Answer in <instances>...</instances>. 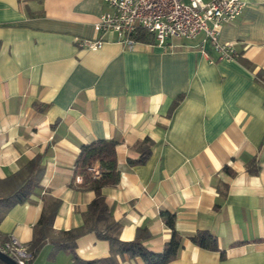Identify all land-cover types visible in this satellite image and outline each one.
<instances>
[{
    "label": "crops",
    "instance_id": "crops-1",
    "mask_svg": "<svg viewBox=\"0 0 264 264\" xmlns=\"http://www.w3.org/2000/svg\"><path fill=\"white\" fill-rule=\"evenodd\" d=\"M240 1L241 14L218 35L240 54L229 61L209 43L201 48L200 37L127 49L95 28L104 0H0V180L37 155L43 168L30 199L0 219V241L14 235L28 246L49 198L61 202L52 237L80 227L95 194L79 188L75 161L82 145L105 139L117 143L120 180L102 195L120 241L145 227L144 246L161 252L168 211L182 237L168 264H264V0ZM85 40L103 42L90 49ZM144 139L149 156L135 163ZM252 158L256 176L245 170ZM199 231L216 237L219 252L190 242ZM108 257L109 243L90 233L76 239L74 255L46 241L31 263ZM115 261L144 264L127 254Z\"/></svg>",
    "mask_w": 264,
    "mask_h": 264
},
{
    "label": "trees",
    "instance_id": "trees-1",
    "mask_svg": "<svg viewBox=\"0 0 264 264\" xmlns=\"http://www.w3.org/2000/svg\"><path fill=\"white\" fill-rule=\"evenodd\" d=\"M133 39L141 43L154 42L153 36L143 30H137ZM141 144L147 145V148L140 149V158L135 163H144L150 153L151 141L144 139ZM116 145L114 140L99 139L81 146L75 161V174L82 177L79 188L93 191L95 197L82 215L83 222L80 227L70 231H61L54 237L50 234L52 222L61 202L52 198L46 200L40 217L33 228L32 240L27 246L32 259L46 241L69 250L74 255L76 239L90 233L109 243L110 257L102 260L104 264H116L115 256H122L123 254H127L131 258L140 257L144 264H168L177 258L182 247V237L175 230V215L168 211L160 212L162 222L171 231L170 239L161 252H150L144 246L143 242L149 235L145 227L137 230L132 241H120V227L113 220L110 209L102 195L104 187L115 186L120 180L116 163ZM40 161L41 156L37 155L34 159L23 163L15 174L5 180H0V219L14 205L27 202L33 192L40 187L43 173ZM130 163L133 164L134 162ZM89 167H95L99 172L98 176H93L88 171ZM245 170L251 176L258 175L260 167L257 160L255 158L248 160L245 164ZM223 171L230 176L235 175V172L227 166H224ZM189 240L203 250L219 252L216 237L208 231H199Z\"/></svg>",
    "mask_w": 264,
    "mask_h": 264
},
{
    "label": "built area",
    "instance_id": "built-area-1",
    "mask_svg": "<svg viewBox=\"0 0 264 264\" xmlns=\"http://www.w3.org/2000/svg\"><path fill=\"white\" fill-rule=\"evenodd\" d=\"M108 10L97 21L96 30L116 35L118 41L131 49L136 41L133 35L143 30L153 36L156 45L172 47L170 39H201V48L209 43L219 60H237L240 54L230 43L218 42V35L224 24L235 20L242 12L244 3L240 0H104ZM99 41H82L90 49L101 46ZM205 57L207 54L202 50ZM88 171L93 176L99 172L95 167ZM0 252L16 264H32L28 247L14 235L0 241Z\"/></svg>",
    "mask_w": 264,
    "mask_h": 264
},
{
    "label": "water",
    "instance_id": "water-1",
    "mask_svg": "<svg viewBox=\"0 0 264 264\" xmlns=\"http://www.w3.org/2000/svg\"><path fill=\"white\" fill-rule=\"evenodd\" d=\"M0 264H16L10 257L0 252Z\"/></svg>",
    "mask_w": 264,
    "mask_h": 264
}]
</instances>
